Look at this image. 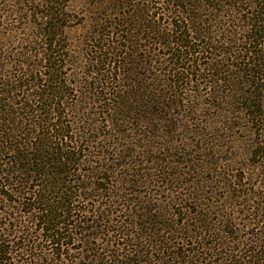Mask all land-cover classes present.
Returning a JSON list of instances; mask_svg holds the SVG:
<instances>
[{
    "label": "trees",
    "instance_id": "1",
    "mask_svg": "<svg viewBox=\"0 0 264 264\" xmlns=\"http://www.w3.org/2000/svg\"><path fill=\"white\" fill-rule=\"evenodd\" d=\"M1 1L0 264H264V0Z\"/></svg>",
    "mask_w": 264,
    "mask_h": 264
},
{
    "label": "rangeland",
    "instance_id": "2",
    "mask_svg": "<svg viewBox=\"0 0 264 264\" xmlns=\"http://www.w3.org/2000/svg\"><path fill=\"white\" fill-rule=\"evenodd\" d=\"M64 2V4L67 5V9H66V13L67 15H69V19L66 21V26H67V31L65 36L68 37L69 41L66 43H69V49L71 51V53L73 55L76 54V56H78L77 51H79L80 49H77L76 46H73V44L78 43L79 45L81 44L83 37H84V33L83 30H85V16L83 14H80L82 12V10L80 9V13L76 12V9L74 8L73 3H71V0H62ZM1 2L4 3V0H2ZM28 2V1H27ZM31 2V0H29L28 4ZM27 4V3H26ZM19 7H23L22 5H18ZM3 8V7H1ZM12 9V8H11ZM21 10V9H20ZM22 13V11L20 12ZM26 12H23L22 14H24ZM28 15L30 12H27ZM83 13V12H82ZM12 16V18L10 20H7V17H4V15L0 18V33L2 31H4V29H9L12 28L16 25H18V22H15L19 19V17ZM14 19V20H13ZM24 20V19H23ZM38 21V20H36ZM81 46V45H80ZM23 47V45H22ZM79 59L81 61L82 59V64H86V57L84 58H80ZM70 69L74 70V66L71 67ZM69 71V74H75V73H79V70L76 68L74 71ZM67 75V74H66ZM75 77L70 76V80L71 81H75ZM203 85V83L201 84ZM207 86L205 87H200L198 90L194 84V89H196V91H190L191 88L188 86H184V92L187 94V98L190 99L188 104H193V105H198L200 107L199 113H200V119H203V117L205 118H219L220 116V112L219 109L216 108L215 106L217 105V101L214 99V97L212 96L213 91L216 92V90H214L212 84L210 83H206ZM227 88L230 87V85H232V80L226 84ZM216 88V87H215ZM220 93V92H219ZM196 95V98H192L191 96ZM222 95H225L224 93ZM70 98L73 100L74 97L70 96ZM194 99V100H193ZM70 100V99H69ZM228 108L227 103L223 106V111L225 112ZM66 119H70V118H66ZM219 121H222L221 119ZM224 126H221L220 130L223 129ZM221 133V132H220ZM221 134H224L225 137H227L228 135H231L230 137V143L228 142V140L225 142H223L225 144V147L229 150V153L234 157L237 156L236 162L231 161V166L228 167L227 171L225 170L226 173L230 174V175H235L236 177H240L242 175H244V169H242L243 167H245L247 165V163H249V151H250V142L248 140V137L246 136V133H244V131L240 128H233V129H229L228 131H222ZM228 138V137H227ZM226 153H222L220 154V158H224L226 156ZM229 158V157H227ZM239 161V163H238ZM263 169V173H264V168ZM248 177V175H245V177ZM245 180V179H243ZM264 181V179L262 180ZM246 182H252V180L246 181ZM259 190V189H258ZM262 190V189H261ZM264 193L263 191H260ZM215 201V200H214ZM218 205V204H217ZM3 204L0 203V210L3 209ZM9 213V211H8ZM14 213V212H13ZM10 211V214H13ZM15 215V214H14ZM13 215V217H14ZM12 217V216H10ZM4 223H14V221L9 218V217H2L0 216V231H2L3 227H4Z\"/></svg>",
    "mask_w": 264,
    "mask_h": 264
}]
</instances>
